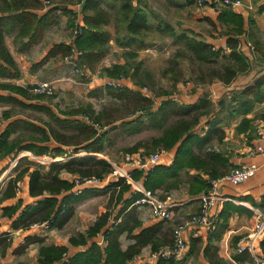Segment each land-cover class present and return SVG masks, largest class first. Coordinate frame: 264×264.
<instances>
[{
    "label": "crops",
    "instance_id": "1",
    "mask_svg": "<svg viewBox=\"0 0 264 264\" xmlns=\"http://www.w3.org/2000/svg\"><path fill=\"white\" fill-rule=\"evenodd\" d=\"M6 1L9 2L10 0ZM101 1V9L110 16L109 23L103 26V29L109 35V42L106 47L110 52L102 57L96 66L99 63L101 64L103 60L106 61L107 56H120L116 61L112 60L111 63L122 65L126 59L123 60L124 56L122 54L118 55L119 53L124 51L130 52V50H148L151 44L149 45L145 42L144 33H150V25H152L154 32L158 36L160 34L155 29L156 25L161 21L166 22V24L173 28V25L165 20L166 18L162 16L161 18L146 10V8H142L140 4H142L143 0H132L133 6H138L148 14H151L154 20L152 24L147 23L148 29L140 35L128 34L122 29L120 24H115V14L118 12V4L115 3L112 6L113 8L109 9L108 4H110V1ZM180 1L181 3L173 0H157V3L163 9L162 11L167 14L172 11L170 10L172 7L177 10H188V12L193 13V20L196 25L209 24V20L215 22L218 15L216 12H213L211 9H195L193 11L191 8L193 0ZM243 1L249 9H239L234 12L243 17L245 30H249V27H247L249 14L255 11L256 8L259 9L264 0H258L257 2L256 0ZM171 2L177 3V6H172L173 3ZM35 4L37 7L30 8L28 12L35 14L39 18L51 9H43L42 0H37ZM55 8L57 10L54 12L51 20L53 22L52 26L47 28L39 39L32 44L28 43L29 36H18L21 24L19 25L11 19V14H0V19L3 18V25H0V36H2L4 49L14 62V68H11L0 60L1 67L6 70V76L0 75V137L3 133L10 132L6 140L7 147L0 152V264H36L40 250L48 247L66 249L65 259L55 264H70L69 260L78 254L86 252L92 245L102 243L99 246L104 247V232L108 229V226L110 227L112 223H115V220L118 221L122 228V234L119 239L122 250H126L133 245L135 243L134 237L146 228L158 227L160 230L157 233H153V236L161 239L162 237L169 236L170 230L188 218L189 215L197 213L204 196H189L186 185L183 184L179 189L172 190L167 194L171 197V204L173 205L171 219L168 221L152 220L146 209L134 206L133 204L126 207V203L133 196L140 193V190L145 189L143 186V174L141 173L142 177L140 176L138 180H133L131 176L136 175L133 174L135 171L130 169V166L123 164L121 170L124 173L120 176H122L123 183L129 186L128 191L120 193L121 184H119V181L121 179L110 178L107 185L100 190L81 189L79 192H76L77 190L71 189L67 192H61L55 196L57 204L53 207V211L58 210V207L63 204L65 212L55 217L54 223L49 230L44 231L29 226L26 228L20 227L21 218L26 211L31 214L27 218L24 217V222L32 223L45 218L47 213L50 212V208L43 203L44 198L48 196L46 193L37 197L29 195L28 176L26 173L22 175L15 195L10 198L3 197L7 183L16 177L19 172L23 170L32 172L35 169H39L40 172L42 171L46 175L50 165H59L73 159L85 157L102 159L110 163L108 153H106L108 146L105 145L103 153L87 152L84 147L90 141H84L85 135L83 133L78 132L67 124H65L64 128L62 127L63 124L59 125L63 121H80L81 123H85L86 121L81 119V117L67 116L62 112L64 108L61 109L62 101L60 99L62 98H59V94L61 96L69 95L73 92V88L79 85L82 80L75 74L74 67L71 64L65 63L64 57H62L63 50L60 46H68L70 33L67 27L66 15L61 12L63 6L59 5V7ZM19 13L17 12L16 14ZM257 13L258 15L264 14V12L260 13L259 11ZM81 21L79 17L80 24H82ZM54 23L56 24L54 25ZM216 29H218V25ZM183 30H188L194 35L199 36L198 33H194L193 29L188 26H183ZM161 36L164 39L167 37L165 33ZM201 39L211 44L216 50L221 49L224 53L229 52L224 36L216 35L212 37L210 35H202ZM245 40V37H241L240 41L245 43L240 51L249 61L253 62L255 60L257 66L255 67L254 65L253 69L247 74L237 76L230 85H223L221 83L211 84L210 90H213L218 95L216 100H211L216 109L218 102H220V97H226L229 94L242 91L247 86L252 85L262 73L259 69L263 67V64L257 63L258 55L247 46L246 43L249 42ZM139 42L145 45L144 49H139ZM127 60L129 59L127 58ZM128 62L126 61V63ZM36 83L55 85L58 98H50L53 95L37 97L29 93L31 87ZM207 87L209 88V86ZM12 88H16L17 90H12ZM177 89L181 93L179 100L176 99L177 102L187 104L195 102L185 101L188 98L183 94L185 90L182 87L179 89L178 86ZM101 95V89H90L88 93L89 97L97 98L101 97ZM173 100L175 101V99ZM63 104L65 103L63 102ZM86 106H90V104ZM262 108L263 113L258 110ZM66 109L64 110L67 111ZM45 110L52 113L57 122ZM246 118L251 121L252 125V129L247 133L239 134L236 132V126L242 118L235 117L228 120L227 125H221L224 127L221 128L223 136L220 142L216 140L212 142L214 143L213 147L215 150H221L229 156L232 168L242 163H254L258 166L257 174L239 185L231 186L221 183L217 186L216 191L224 201L210 211V215L214 216V222L222 209L223 203H230L239 209L238 212L232 214L227 229L220 241L216 243L217 256L224 261V264H264L255 262V258L264 256V237L259 242L254 254L247 252L253 261H249L247 256H243L240 259L242 261L236 260L241 255L236 252V244L252 231L257 214L264 213V207L260 208L257 206L263 203L264 198V100L263 103L256 104L253 111ZM207 119L210 120L211 118L202 120L199 127L196 128L198 130H195V132L198 135L202 136L204 131H206L205 122ZM72 138H75L78 144H65L59 141V139H62L68 142ZM13 144L19 145V147L8 152L7 150ZM28 146L32 148L28 149ZM257 146H261L263 152L255 153L252 156L249 155ZM40 149L44 150L43 153H37ZM175 152L176 148L165 151L160 157L159 165L169 166L172 164ZM190 174H196V172L191 171ZM58 176L59 179L71 183L77 177V174L61 170ZM183 178L186 179L185 176ZM105 213L108 214L109 218L101 232L87 238V231ZM160 222L162 224L158 226ZM17 223L20 226L15 228V224ZM212 231L213 228L209 233L204 227L191 226L183 232L184 239L188 245V251L191 240L199 239L201 241L197 250L198 255L196 258H189L188 264H209L203 258L202 250ZM82 237L85 243L79 242ZM150 252V245L143 246L140 253L131 259L129 264H156L157 261L151 259Z\"/></svg>",
    "mask_w": 264,
    "mask_h": 264
},
{
    "label": "trees",
    "instance_id": "2",
    "mask_svg": "<svg viewBox=\"0 0 264 264\" xmlns=\"http://www.w3.org/2000/svg\"><path fill=\"white\" fill-rule=\"evenodd\" d=\"M104 1V0H103ZM109 9H112L115 3L118 4V12L115 14V24H120L122 29L128 34H141L148 29V20L151 14L138 6L132 5V0H109ZM37 0H0V14H11V19L16 21L20 26L19 37L29 36V44L35 43L42 33L52 26V17L56 8H52L42 17L28 12L30 8H36ZM101 0H62L61 5L66 16L73 14V18L80 13L82 24H78L77 34L72 38V42L67 47L60 48L63 50L62 57L70 58L72 66L80 69L82 66L87 67L90 71L94 70V66L108 53L106 47L109 42V35L103 29V26L109 23L108 16L100 7ZM105 2V1H104ZM194 2V0H193ZM80 3L81 6L76 13L66 8V5ZM195 3V2H194ZM260 13L264 12V3L259 7ZM20 12L19 14H16ZM3 19V18H2ZM0 19V25L3 21ZM73 20H76L75 18ZM79 20V18H78ZM212 29L217 30V25L224 29L221 36L226 39V47L228 53H224L221 49L214 47L197 39L193 33L183 31L176 33L174 28L170 27L166 22L161 21L156 25V31L160 35L166 34L172 39L175 45H181L169 58L168 65L161 72V77H169V81L173 87L184 78V71L180 68L179 62L185 61L188 64L189 75L196 86L210 85L213 83H221L230 85L237 76L247 74L256 61H249L242 52L238 50L239 38H248L253 44V50L258 55L257 63L264 64V39H258L252 29L245 30V22L240 14L232 11L222 10L218 13L215 22L208 21ZM69 28L72 27L69 21ZM152 25L149 26V29ZM246 35V36H245ZM139 49H144L142 42L138 43ZM0 60L6 66L14 68V62L6 52L0 36ZM75 61V62H73ZM133 68V70H132ZM262 69V67L260 68ZM260 76L250 86H247L237 95L228 98V103L220 101L215 105L206 97H200L194 103H179L170 98L174 92L172 90H164L160 87L159 82L155 81L153 75L142 68V63L128 66H111L104 69L103 74L112 79L125 77L129 79L133 86L147 87L153 94L154 98H165L158 107H154V99L144 96L136 90L127 87L111 88L104 87L105 94L110 98V104L103 106L100 111L96 112L92 107H78L65 111L67 116H85L88 121L81 123L80 121H63L59 125L65 124L75 128L78 132L83 133L84 141H90L84 148L87 152L103 153L106 144H111L110 136L116 134L118 136H134L142 132L153 130L160 133L159 136L151 137L148 142L138 141L132 147L124 149V152L130 155L141 154L146 155L154 151H168L176 148L175 157L169 166H156L151 173L144 177V189L152 193L161 192L160 199L172 190L179 189L183 184L186 185L189 196L207 195L211 189L210 182L226 175L231 170L229 156L221 150H215L213 140L220 142L223 133L220 128L222 124L227 125L228 120L235 117H241L240 123L236 126V132L245 134L252 129L251 121L246 116L251 113L256 103L264 100V70ZM0 75L6 76V70L0 65ZM12 90H17L12 88ZM43 97V96H37ZM48 115L55 120V117L48 110ZM226 112L224 117L222 114ZM206 120V131L204 134L198 135L196 128L201 124L202 119ZM106 127L109 131L99 134V129ZM50 128V127H49ZM10 132H5L0 137V152L7 147V136ZM62 139H64L62 137ZM59 139L60 142L78 144L75 138L66 142ZM19 145L13 144L7 150L12 151ZM32 147L28 146V149ZM33 150V149H32ZM43 149L37 153H43ZM36 152V150H35ZM61 170H67L70 173L77 174L79 178L94 177L104 179L111 173L112 167L110 163L102 159L93 157L77 158L59 165H50L47 174L44 175L39 169L32 172L23 170L13 179L9 180L3 197H13L18 190V183L23 174L28 176V191L33 197L42 196L46 193L48 196L44 198L43 203L49 206L50 212L45 218L34 222H24V219L30 216V212L23 213L21 218V226L17 223L15 228L31 227L33 224L41 222H50L52 226L57 215H62L65 211L63 204L58 210L53 211V207L57 204L55 196L61 192L70 191L73 188L71 183L61 180L58 173ZM195 171L196 174H190ZM131 179L138 180L142 174L135 172ZM141 174V175H140ZM53 175V176H52ZM186 177V179L183 178ZM76 177V178H77ZM123 179L119 181L121 184L120 193L129 190V186L122 184ZM142 197L141 193H137L127 203L126 207L133 204L134 201ZM264 207L263 203L257 205ZM125 207V208H126ZM234 205L223 203L216 221L214 222L213 231L209 234L205 247L202 250L203 258L209 264H224V261L218 258L216 243L220 241L225 230L228 227L230 217L234 212H238ZM50 214V215H49ZM25 217V218H24ZM108 214L100 216L91 228L87 231L86 237L90 238L99 234L106 222H108ZM24 222V223H23ZM161 222L158 226H161ZM116 223L111 230H106L103 235L104 247L92 245L86 252L73 257L70 264H129V261L136 257L143 246L150 245L151 252H156L162 248H171L173 246V229L167 237L158 239L153 236L160 229L158 227L143 229L139 235L134 237L135 243L122 250L120 246V236L122 228ZM84 238L80 239V243H85ZM76 243V242H75ZM201 241L199 239L191 240L189 251L181 261L174 260H158L156 264H188L189 258H196L197 250ZM263 248V246H262ZM66 249L48 247L41 249L36 264H55L60 262L65 254ZM240 260L243 256H247L249 261L250 254L247 252L240 253Z\"/></svg>",
    "mask_w": 264,
    "mask_h": 264
},
{
    "label": "rangeland",
    "instance_id": "3",
    "mask_svg": "<svg viewBox=\"0 0 264 264\" xmlns=\"http://www.w3.org/2000/svg\"><path fill=\"white\" fill-rule=\"evenodd\" d=\"M61 1L62 0H42L43 3V9H52L55 7H59V5H61ZM75 1V0H74ZM173 1H177V3H181L180 0H173ZM258 0H256L257 2ZM173 3L172 6H177L175 2H171ZM142 8H146V10H149L150 12L158 15V16H162L164 18H166L165 20L168 23H171V25H173L174 30L176 31V33H180L183 31H188V30H183V26H188L191 29H193L192 31L194 33H198L199 36H196L197 39H201L202 35L204 36H212L215 37L216 35L221 36L220 34L224 32L223 28L218 27L217 31H215V29H212V27L207 23L206 25H201L198 24L196 25V23H194V16L193 13L188 12V10H177L175 8H170L169 14L165 13L164 11H162L163 9H161L157 3V0H143L142 4H140ZM259 5V4H257ZM81 4L78 3H73V5H66L65 7H69L70 10H73L75 12H78L79 8H80ZM193 11L195 9L199 10V8L196 6V4L194 2H192V7ZM57 10V9H56ZM204 10V9H202ZM222 10H224V8L220 9L219 11H217L216 13L218 14L219 12H221ZM228 11H232L231 9H225ZM258 8L255 9V11H252V13L249 14V20H247V27H249V30L252 29L253 33L256 34V37L258 39L263 40L264 39V14L258 15ZM73 14H70L69 16H66V21H67V27L69 25V21H71L72 23V27L69 28V33H70V39H69V43L72 42V38L77 34L78 31V24H79V20L78 18L81 16L80 13L78 14V17H74L76 20H73L74 18L72 17ZM161 17V18H162ZM153 17L150 15L149 18V24L153 23ZM56 23H54L55 25ZM190 30V29H189ZM249 30H247V33L249 32ZM150 33H144V40L146 43H148L149 45L151 44V47L148 50H144V51H133L130 50V52H121L118 55L124 56L123 60H125V63L122 65H118V64H112V60H117L120 56H116V57H111V56H107L106 61H102L101 64L99 63L96 68L94 66V70L90 71L87 67L82 66L79 70L80 73L83 74V76H81L80 74L77 75L78 77H80V79L82 80L81 83H79V85L75 86L73 88V92L70 93L69 95H65V96H61V94H59V98L62 101V105H61V109H66L67 111L69 110H73V109H78V107H86V105L90 104V107L92 106V108L98 112L101 110V108L103 106H107L108 104H110V98L105 94L104 91V87H106V82H109L111 80H117L118 83L121 85L117 88H121V87H128L132 90H136L139 91L140 93H142L144 96L147 97H152L154 99V107H158L159 103L164 100L165 98H154L152 92L147 88V87H140L137 88L135 86L132 85L131 81L125 77H119L118 79H112L109 78L107 76H105L103 74V70L110 68L111 66H128V64L134 65L137 63H142V68L146 69L147 71H149L153 77L155 78L156 82H159L160 87L163 88L164 90H172L174 92V94L170 97L175 99V101L177 102V100H179V96H181V93L179 92L178 88L180 89L181 87L185 90L183 92V94H185L188 98L185 101H189V102H196L200 97H206L207 99L211 100H216V97L218 96L217 93H215L213 90H210V86L209 85H203V86H196L191 78V76L189 75V71H188V64L185 61H180L179 65L180 68L183 69L184 71V78L175 85V87H173L172 83L169 81V75L165 78L161 77V72L164 70V68L168 65V61L169 58L171 57V55H173V53L178 49H182L181 45H175L172 42L171 38L166 37V39H164L161 35H157L154 32V28L149 29ZM190 32V31H189ZM197 34V35H198ZM202 34V35H201ZM246 36V35H245ZM141 37V36H140ZM242 37V36H241ZM241 37L239 38V41L241 39ZM246 42L248 38H245ZM203 40V39H201ZM204 41V40H203ZM248 42L250 43L251 47H253V44L250 40H248ZM254 48V47H253ZM110 49V47H109ZM110 51L108 50V53ZM136 52H138L136 54ZM127 58L129 60H127ZM126 61H129L128 63H126ZM64 62L67 64H71V59L69 60H65ZM75 62V61H73ZM264 67V64H263ZM133 70V68H132ZM129 80V81H128ZM42 83H36L34 84L29 93H31L34 96H44V97H48V96H52L50 98L52 99H57L58 98V93H56L57 88H55V85H49L48 83V88L47 90L50 91V94L47 95L46 93L42 94V95H38V94H34L32 92L33 88L36 87L37 85H41ZM44 84V83H43ZM185 85V86H182ZM190 85V86H188ZM180 86V87H179ZM188 86V87H186ZM209 86V88L207 87ZM93 89V90H97V89H101V97H89L88 93L89 90ZM237 93L239 92H235L234 95H237ZM178 96V98H177ZM233 96L232 94H229L226 97H220L221 99L219 101H223L225 102V104L228 103V98ZM47 98V99H50ZM177 99V100H176ZM63 102L65 104H63ZM69 103V104H68ZM263 103V101L258 102L256 104H261ZM255 104V105H256ZM62 110L63 113H65V110ZM261 111V113H263V108L262 109H258ZM260 113V114H261ZM224 115H226V112H224L222 114V116H220L221 118L224 117ZM81 117V119L88 121L87 117L81 115L79 116ZM241 118V117H238ZM204 120V119H202ZM224 126H220V128H223ZM198 129H196L197 131ZM109 131V128L103 127L101 129H99V134ZM160 133L158 131H153V130H149V131H145L142 132L138 135H134V136H118L116 134H113L110 136L112 143L106 144V146H108L106 148V153H108L107 155L109 156L108 158L110 159V163H111V167H112V179H121V177L118 176L117 172L120 174H123L124 172L121 170V167L124 165L126 166H130V169H135L136 164H135V159L139 158L140 155L139 154H135L133 156H130V154H127L124 152V149L132 147L133 145H135L138 141H142V142H148L150 140L151 137L154 136H159ZM105 149V148H104ZM158 153V151H154L152 153H148L146 154L151 155V154H155ZM133 157V158H131ZM137 157V158H135ZM115 172V173H114ZM136 172V171H135ZM135 172L133 174H135ZM139 172V171H137ZM141 173V172H139ZM109 175V174H108ZM141 175V174H140ZM107 177V176H106ZM105 177V178H106ZM74 180V179H73ZM157 196L159 197L160 195H162L161 192H156ZM168 196V195H166ZM165 196V197H166ZM169 198L171 199V197L169 196ZM190 216V215H189ZM187 219V218H186ZM185 220V219H184ZM116 221V220H115ZM51 228V227H50ZM47 231V230H46ZM63 260L65 259L64 256L62 258ZM70 261V260H69ZM68 262V261H66ZM64 262V263H66ZM69 264V263H68Z\"/></svg>",
    "mask_w": 264,
    "mask_h": 264
},
{
    "label": "built area",
    "instance_id": "4",
    "mask_svg": "<svg viewBox=\"0 0 264 264\" xmlns=\"http://www.w3.org/2000/svg\"><path fill=\"white\" fill-rule=\"evenodd\" d=\"M196 6L199 10L202 9H211L213 12H217L220 9H231L233 11L239 9H249L246 3L243 0H194ZM77 13V12H76ZM79 25H81L79 23ZM245 42H239L238 50H241V47ZM247 46L253 50L250 43H246ZM70 58H66L65 60H69ZM76 75L83 74L80 73L79 69H75ZM105 86H109L111 88H117L121 86L117 80H111L106 82ZM48 84L42 83L41 85H37L33 88L32 92L34 94L42 95L46 93L50 94V91L47 90ZM263 148L261 146H257L253 151L249 153V155H254L255 153H262ZM165 153V151H158V153L151 155H140L139 158L135 159V164L137 167L133 169L134 171H139L143 174V178L153 171V169L159 165L160 157ZM133 156V155H130ZM133 158V157H131ZM258 172V166L254 163H242L237 165L236 167L231 168V170L224 175L223 177L213 180L210 182L211 189L207 195L203 196L201 200V204L199 206V210L197 213L191 214L187 219L183 220L179 225H177L173 229V246L171 248H162L156 252H150L151 259L158 260H174L181 261L184 259L187 251L188 245L184 239L183 232L191 227H204L207 229V232H211L214 225V216L210 215V211L220 205L224 199L219 196L217 193V186L221 183H226L231 186L239 185L251 178H253ZM112 173V172H111ZM115 173V172H114ZM119 177H122L118 173ZM132 174V173H131ZM130 174V175H131ZM113 174L107 175L104 179H97L94 177L89 178H75L73 180V188L79 192L81 189H89V190H100L105 185H107L108 180L112 177ZM18 187V185H17ZM142 197L133 202L134 206L144 208L147 210L150 219L156 221H168L172 217V204L169 196H166L164 199H160L157 196V193H152L147 190H140ZM256 221L253 225L252 231L241 241L236 244V252L243 253L249 252L254 254L257 250V246L259 242L264 237V213H258L256 216ZM118 223H112L110 227L108 226L107 230L113 229L114 225ZM51 227L50 222H41L36 223L31 226V228L42 229L44 231L49 230ZM104 242V241H103ZM102 245V243H99ZM96 243L97 246H99ZM65 258V255H64ZM256 263H264V256L260 258H255Z\"/></svg>",
    "mask_w": 264,
    "mask_h": 264
},
{
    "label": "water",
    "instance_id": "5",
    "mask_svg": "<svg viewBox=\"0 0 264 264\" xmlns=\"http://www.w3.org/2000/svg\"><path fill=\"white\" fill-rule=\"evenodd\" d=\"M262 70H264V67H262V69H259V71L261 72ZM258 72V71H257Z\"/></svg>",
    "mask_w": 264,
    "mask_h": 264
}]
</instances>
